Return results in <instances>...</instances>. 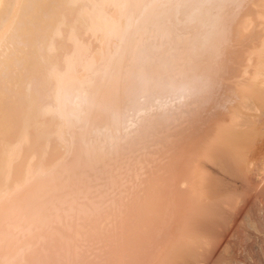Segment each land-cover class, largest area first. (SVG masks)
I'll list each match as a JSON object with an SVG mask.
<instances>
[{
	"label": "bare ground",
	"instance_id": "6f19581e",
	"mask_svg": "<svg viewBox=\"0 0 264 264\" xmlns=\"http://www.w3.org/2000/svg\"><path fill=\"white\" fill-rule=\"evenodd\" d=\"M113 99L116 100L114 105L111 104ZM102 114L104 118H101ZM138 136L140 142L138 138L135 144ZM42 144L45 145L43 148L49 145V148L46 147L48 153L44 149L42 151L51 156L55 149L60 148L56 150L59 156L56 151L53 153L55 157L52 156L56 162L50 159V155L47 158L45 152L40 153L39 146L42 147ZM79 144L85 148H82V155ZM126 144L135 146L136 150L138 147L137 152L141 155L143 151V155L139 156L136 152L130 158L131 152L126 153L128 145L124 148ZM84 150L99 167L95 171L92 166H95L94 162L88 159L89 163L84 161L85 165L91 163L89 166L93 169L86 167L93 172H87L84 163L83 167L80 165L88 173L85 172L87 176L84 179L90 182L99 173L101 176L103 169L105 173L113 170L115 175L112 172L111 179H116L117 170L120 169L114 167L122 159L123 163L117 168L123 164V169L125 166L127 169L128 164H125L134 161L132 159L143 162L136 160L140 169L135 166V161L132 163L137 172L130 162L129 169H124L133 174L134 179L131 176V181L127 178L130 183L133 181L132 186L125 182V178L122 188L119 186L115 189L116 181L122 182L121 179L129 177L128 174L124 176L127 172L122 170L120 172L125 174H122L124 177L117 176V179L121 177L120 180L112 179L109 182L110 178L106 177L108 172L102 175L103 179L107 178L106 183L102 176L97 178L102 182H97L95 178L94 182L100 184L97 186L93 182L94 188L99 189L95 190L91 183V193L92 188L95 194L102 191L101 183L102 186L108 184L105 190L111 186L110 192L114 188L115 193L103 190L100 193L103 195L106 192V195L98 192L101 197L97 194L95 197L92 193L94 200L88 197L90 190L89 193L86 191L89 189L87 182L81 186L84 181L81 183L77 180L79 178H74L78 172L84 173L78 164L81 158L89 157L83 156ZM121 152L127 157L121 156L120 161L118 156ZM136 154L142 158H137ZM42 155L49 160H44ZM77 157L80 159L76 162ZM128 157L131 160L126 161ZM16 162L17 168L14 165ZM51 162L55 163L48 166ZM63 162L70 163L69 166L77 165L75 168L78 170L72 172L68 166V172H65L67 165ZM107 162L112 170L105 168ZM59 163H63L64 167L59 168ZM74 167H71L73 171ZM69 171L75 175H67ZM91 173L96 176L91 177ZM82 175L80 179H83ZM56 176L62 180L59 185L64 183L65 186L68 184L63 182L64 178L68 180L71 179L68 176H71L75 179L67 186L69 190L74 187V192L71 190L69 193H77L76 186L79 185L78 193L72 194L75 200L70 199L72 195L68 192L65 193L70 197L65 196L64 191H68L66 187L64 191L61 190L65 194H60L63 199L68 197L72 200L68 202V199L63 200L60 196V200H63L61 203L67 202L66 207L59 205L61 210L63 207L66 208L64 211L68 210L69 203L76 201L77 204L87 202L88 206L89 199L103 201L101 206L112 202L110 205L116 208L119 203L117 199L124 195L117 192L119 188H132V191L126 190V197L121 198L130 209L123 211L127 213L124 215L121 210L125 206L120 201L118 205L122 203L124 207L118 208L121 212L114 209V213L107 215L110 205L103 209L91 201L88 208H91V204L92 208L83 210H89V213L93 211L90 214L94 217V213L100 215V207V211L103 210L101 225L99 221L96 224L91 215L88 224L82 221L87 226L80 224L85 215L89 217L88 212L82 211L84 205H79L85 214L82 217L83 213L78 210L81 218L75 213L77 204H74L75 210L71 208L74 205L68 207V211L71 208V215L63 211L68 214L65 219L60 208L54 210L60 211V216L56 214L54 218L51 216L54 211L51 210L56 206L51 209L46 202L50 191L53 198H49L55 197L57 201L59 198L56 194L62 193L57 188ZM53 177L56 183L51 181ZM47 182L48 186L57 184V193L52 189L55 185L50 186L47 193ZM125 183L128 185L126 188ZM134 184L139 185L140 189L137 188L140 191L134 190ZM80 186L82 190L86 187V190L81 192ZM43 187L48 196L46 199L45 194V197L39 195L40 191L41 194L45 192L41 190ZM85 191L88 199L84 197ZM130 191L132 194L136 192V195L133 194L134 203V199L129 202ZM109 193L115 195L113 201L107 197ZM78 194L83 200L86 199L76 200ZM117 194L121 195L117 197ZM108 198L111 201L107 202ZM39 199L46 203L41 205L42 208L51 209L48 210L51 215L47 213L49 217L39 216L40 221L35 215L42 212L36 205H39ZM36 200H39L38 203ZM32 201H35V207ZM30 202L34 212L38 208L32 216L29 213V209L33 208ZM22 205L26 209L30 207L27 209L29 211L26 210L28 213L24 212ZM95 205L98 208H94ZM95 209L97 212H94ZM21 211L25 213L23 219ZM46 211L42 213L43 216H46ZM27 214L36 218L30 219ZM118 214L123 217L118 218ZM17 216L21 217L20 220ZM56 216L59 217V225L61 221H72L74 225L76 222L73 219L77 220V216L80 218V222H77L79 228L87 230L81 233L77 224L74 225L75 231L80 232L76 235L79 241H74L79 244L71 243L76 236L69 235L67 238L65 234L75 232L68 229L69 222L64 223L66 226L62 224L69 231L64 227L60 230L61 227L54 223ZM27 217L30 221L24 222ZM34 222L44 224L36 226ZM105 222V227L111 223V228L107 227L109 232L102 225ZM72 226L69 227L72 229ZM57 229L61 233L64 231L63 237L70 238V247L71 244L74 247L81 244L80 237L86 238L82 234L90 237L88 241L83 239L88 247L86 244L75 247L77 250L81 247V251L72 248V263H76L74 261L78 257L77 264L85 261L83 258V261H79L80 257L83 254L86 257V247L91 250L93 246L89 244L94 245L95 235L98 246L106 247L103 241L106 244L109 240H105L108 233L113 239L112 244H116L112 245L111 239L108 241L111 245L107 243L110 245L107 247L112 249L109 252L114 253V259L105 248L102 252L107 250L103 254L109 257L108 262L106 257V262L99 259L103 254L95 242L89 255L93 258L96 249L99 250V256L96 253L99 258H85L87 261L91 259L88 261L90 264H100L101 261V264H129L124 254L129 255V251L124 250L123 253L120 249L128 247L127 250H130L132 244L130 247L134 250V245L140 242L142 244L137 245L141 250L138 249L139 252L143 256L148 251V256L144 261L140 259L139 264H248V261L258 262L260 256L264 260V238H260V235L264 237V0H0V264L25 263L27 258L28 264L31 261L34 264L36 259L32 260L31 257L35 256H41L42 262H46L43 261L44 257L48 259L46 255L50 258L57 252H63L56 247V251L53 249L58 238L55 236L53 241L51 238L54 236L50 235L52 232L53 235L58 234L55 232ZM88 231L95 235L90 236ZM61 233L60 239L64 240ZM91 238L94 239L93 243ZM60 239L56 244H60ZM48 240L50 243L43 245ZM65 240L64 243L69 242ZM36 243L41 244L38 245L40 250L48 244L52 250L47 247L44 254V249L38 252ZM118 243L122 246H118ZM143 243H147L145 246L149 249L144 247L146 250L143 251ZM51 245H54L53 248ZM69 248L66 252L72 254ZM49 252L51 256L47 254ZM66 252L61 254L66 255L65 261L60 257L63 263L70 261L67 258L72 256L68 253L67 257ZM135 252L128 257L135 256ZM141 254L135 256L138 258L134 262H138ZM237 254H243V258H237ZM121 256L127 258L123 260L126 263H123ZM41 257H36L40 264Z\"/></svg>",
	"mask_w": 264,
	"mask_h": 264
},
{
	"label": "rangeland",
	"instance_id": "374dc122",
	"mask_svg": "<svg viewBox=\"0 0 264 264\" xmlns=\"http://www.w3.org/2000/svg\"><path fill=\"white\" fill-rule=\"evenodd\" d=\"M91 48L93 49V47H91ZM178 52H179V51H177V53H178ZM134 97H135V96H134ZM113 100H115V99H113ZM113 100L111 101V104L116 103V100H115V102H114ZM113 105H114V104H113ZM108 106H109V105H108ZM108 106L105 108V110L108 108ZM103 109H104V108H103ZM105 110H104V111H105ZM101 112H102V111H101ZM102 113H104V112H102ZM106 113H107V112H106ZM103 116H104V114H102V117H101V118H104ZM101 121H102V119H101ZM142 131H143V129H142ZM140 134H141V132H140ZM140 134H139V135H140ZM142 135H143V133H142ZM142 135H141V137H142ZM138 138H139L138 141L140 142V136H138V137L136 138V140H134V142H136ZM142 139H143V138H141V142H142ZM138 141H137L135 144H137ZM50 142H51V141H50ZM134 142H132V144H134ZM47 143H48V142H47ZM142 143H143V142H142ZM142 143H140V146L143 148V146H142L143 144H142ZM51 144H55V143L52 142ZM51 144H50V147H51ZM135 144H134V145H135ZM141 144H142V145H141ZM45 145H46V143H45ZM45 145L42 144V147L39 146V148H41V149H39L40 153L42 152V153L44 154L45 151L48 153L47 150H49V149H47L46 147H48L49 145L43 148V146H45ZM80 145H81V144H79V147H80ZM123 145H124V144H123ZM127 145H128V146H127ZM55 146H56V145H54V147L52 146L53 149H55ZM126 146H127V148L130 149V150H129V149L126 150V151H127L126 153H128V151H130V152H131V153L129 152V153L131 154L130 158L133 157V156H132V153L135 154V153L137 152V150H138V147H137V150L134 148V147L137 146V145H135V146L133 147L131 144H126V145L124 146V148H125ZM79 147H78V148H79ZM48 148H49V147H48ZM80 148H81V147H80ZM82 148L85 149V148L83 147V145H82ZM82 148H81V150H82ZM124 148H121V150L124 149ZM42 149H44L45 151H42ZM50 149H51V148H50ZM53 149H52V152H53ZM59 149H60V148L55 149V151H56V150H59ZM125 149H126V148H125ZM125 149H124V150H125ZM79 150H80V149H79ZM121 150H120V151H121ZM50 151H51V150H50ZM50 151H49V152H50ZM55 151H54V152H55ZM77 151H78V149H77ZM77 151H76V152H77ZM120 151H119V152H120ZM139 151H140V150H139ZM46 152H45V154H44L46 157L50 155L49 157H51L50 159H51L52 161H55V160H56V159L53 160L54 158H52V156L55 157L54 154H53L54 152L52 153V156H51L50 153H49V155H47ZM60 152H61V151H60ZM84 152H85L84 154H86V150H84ZM142 152H143V151H142ZM142 152H141V155L139 154L140 152H139V153L137 152V153L139 154V156H142V155H143ZM42 153H41V154H42ZM56 153H57V155L59 156V151H58V152L56 151ZM74 153H75V152H74ZM74 153H73V154H74ZM79 153L82 155L83 150H82V151H79ZM79 153H78V154H79ZM89 153H90V152H89ZM122 153H123V152H121L120 155L118 156V157H120V158H119L120 161H121V156H123ZM124 153H125V152H124ZM73 154H72V157H73V159H74V157L77 156V153H75V156H73ZM84 154H83V156H89V157L86 158V157H83V156H79V155H78L80 158H81V157H83V158H81V160H79L80 158L77 157L78 159L76 160V162L79 160V161H78V164H79V167H80L81 171H84V168H82V167H83L82 164L84 163V165H85V162H84V161H87V159H88V161L90 160V159H89V158H90V154H86V155H84ZM44 155H42L43 159H44ZM57 155H56V156H57ZM116 155H117V154H116ZM127 155L129 156V154H127ZM136 155H137V154H136ZM136 155H135V158L138 156V155H137V156H136ZM62 156H63V155H62ZM62 156H60V157L62 158ZM64 156H65V155H64ZM64 156H63V157H64ZM67 156H69V155H67ZM67 156H66V159H67ZM125 156H126V155H125ZM125 156H123V158H124ZM139 156H138L137 158H142V157H139ZM60 157H59V158L57 157V158L60 159ZM69 157H70V156H69ZM72 157H70V158L72 159ZM118 157H116V158H118ZM126 157H127V156H126ZM126 157H125V158H126ZM47 158H48V157H47ZM47 158H45V159H47ZM64 158H65V157H64ZM64 158H63V159H64ZM70 158H68V161L70 160ZM45 159H44V160H45ZM66 159H64V161H65ZM83 159H84V160H83ZM127 159H128V160H126V159H125V160H126V161L131 160V159H129V157H128ZM25 160H26V159H25ZM25 160H24V161H25ZM44 160H42L43 163H44ZM48 160H49V159H47L46 161H48ZM82 160H83V162H82ZM117 160H118V159H117ZM123 160H124V159H122V161H121L120 163H117L116 160H115V161H116V163H117L119 166H121L120 164L123 163ZM132 160H134V161L136 162L135 166L137 167V165H138L137 161L139 162V160H141V159H139V160H137V159H132ZM136 160H137V161H136ZM58 161H59V162H62L63 160H62V161L58 160ZM58 161H57V164H58ZM66 161H67V160H66ZM70 161H71V160H70ZM88 161L86 162V164L89 163V162H94L93 160H92V161L90 160L89 162H88ZM113 161H114V160H113ZM115 161H114V162H115ZM134 161H132V162L129 161V162H130V164L132 165V163H133V164L135 163ZM141 161H142V160H141ZM55 162H56V161H55ZM55 162H51V164H48V166H49V165H53ZM73 162H75V161H73ZM76 162H75V163H76ZM79 162H81V164H80ZM129 162H127V163L124 162V163H126L125 165L128 164V166L130 167ZM142 162H143V161H142ZM142 162H141V163H142ZM48 163H49V162H48ZM52 163H53V164H52ZM63 163H64V162H63ZM63 163H59V165H60L59 168H60L61 166L64 167V166H63ZM116 163H114V164L116 165ZM139 163H140V162H139ZM16 164H17V162L14 164V165L16 166V168H17L18 165H16ZM44 164H46V163H44ZM64 164L67 165V168L65 169V172H68L69 167H70L69 170H71L72 172H76V171L78 170V168H77V170H76V168H75L77 165H76L75 167L73 166V164H72V166H69L70 163H68V162H66V163H64ZM90 164H91V163H90ZM90 164H88V166H89ZM94 164H95V162H94ZM96 164H97V163H96ZM96 164H95V166L91 164V165L95 168V169H94L95 171H97V167H98V166H96ZM103 164H104V163H103ZM111 164H112V163H111ZM114 164H113L112 166H115ZM55 165H56V164H55ZM66 165H65V167H66ZM74 165H75V164H74ZM80 165H81L82 167H81ZM106 165H108L109 167H108V166L106 167ZM106 165H105V168H108V170H112L111 167H110V163L108 164V162H107ZM118 165H116V166L114 167V168H116V170H117V169H120V171L122 170V172H127V171H125V170H128V169H129L128 166H127V169H126V166L124 165V166H125V168H124L125 170H124V169H123V164H122V167H121L122 169H121L120 167L117 168ZM68 166H69V167H68ZM86 166H87V165H85L84 167H85V169L87 170V167H88V166H87V167H86ZM101 166L104 167V165H101ZM132 166H134V165H132ZM135 166H134V167H135ZM138 166H139V165H138ZM71 167H74V171H73V168L71 169ZM103 167H102V169H103ZM136 167L134 168V169H136V171L132 168L135 172H137L138 169L141 168V166H140V168L137 167L138 169H137ZM89 168H90V169H93V168L90 167V166H89ZM89 168H88V169H89ZM98 168H99V167H98ZM100 168H101V167H100ZM62 169L64 170V168H62ZM62 169H60V171H61V172H64V171H62ZM90 169L87 170V172H88V171H90V172H93V171H94V170L92 171V170H90ZM86 170L84 171V173H83V172H82V173H81V172H78L77 175H75L74 173H72V172H70V171H69L70 174L67 173V175H73V176L75 175L76 177L74 176V178H79V179H77V180H79L81 183L84 181V183H82V185L79 183L81 186H85V185H84L85 182L88 183V184L86 183V186L88 185L87 187H88L89 189L86 190V187H84V189L82 190L83 187L80 186V188H81V190H82L81 192H83L84 190H86V191L88 192V191L90 190L91 183H93L97 178H99V176H100V173H99V172H100L101 169L98 170V171H99V172H98V173H99V176H98L97 178L94 177V181L92 180L93 178L90 179L92 182H90L89 179H87V178L84 179V178L87 176V175L85 174ZM103 170H105V169H103ZM103 170H101V174H102L103 172L105 173V171H103ZM114 170H115V169H114ZM116 170H115V171H116ZM123 170H124V171H123ZM133 170H130V171H133ZM106 171H107V169H106ZM120 171L117 170L118 174H119ZM134 171H133V173H134ZM87 172H86V173H87ZM107 172H108V174H107ZM107 172L105 173V174L108 175V176H106V177L110 178V179H108V181H109V180H112L113 178L111 179V177H112V176H111V173L113 172V170H112L111 173H109V171H107ZM117 172H116V173H117ZM122 172H120L119 175L117 174V176H120V175H122V174H125V173H122ZM71 173H72V174H71ZM79 173L85 175V176H83V175L81 176V177H83V179H80V175H81V174H79ZM94 173H96V172H94ZM104 173H103V174H104ZM113 173H114V175H115V172H113ZM129 173H130V172L128 171V172L124 175V176H126V175L128 174L129 177H128V176L124 177V176L122 175V177H124V179H121V177H118L119 179H117V176H116V179H115V178L113 179V180H115V181H116V180H120V179L122 180V182H121V181H116V182H118V184H117L118 186L116 185V186H115V189L118 188L119 186L121 187V185H123V183H124L123 180H125V178H126L125 182H127V184H129L130 186H132L131 183H133V181H132L131 183H130L129 181H127V178H128V180H130V181L132 180V179H130V178L133 176V174H132V172H131V174H129ZM58 174H59V173H58ZM78 174H79V175H78ZM87 174H88V173H87ZM92 174H93V173H91V177L94 176V175L96 176V174H94V175H92ZM103 174H102V175H103ZM105 174H104V175H105ZM109 174H110V176H109ZM65 175H66V173H65ZM102 175H101V176H102ZM131 175H132V176H131ZM77 176H79V177H77ZM101 176H100V177H101ZM130 176H131V177H130ZM64 177H65V176H64ZM66 177H67V176H66ZM68 177H70L72 180L69 179V178H68V180H66L67 178H66V179L64 178L65 180L63 179V182H66V183L68 184L67 186H69V184H71L70 182H73V179H74V178L71 177V176H68ZM89 177H90V175H89ZM106 177H104V178H106ZM53 178H54V177H53ZM95 178H96V179H95ZM132 178L134 179V177H132ZM54 179H55V178H54ZM54 179H53V180L51 179V181H52L53 183H54V182L56 183V179H58V176H56V179H55V180H54ZM58 180H59V179H58ZM58 180H57V182H58L57 184H58L59 187L57 186V184H53V183H52L53 185L50 184L51 188H52V186L55 185L52 189H53V191L55 190L56 193H57V188H59L60 191H61V190L64 191V190L67 188L68 191L65 190L64 193H65V192H68V193H69V192H71L72 189L74 190V187H70L71 189L69 190V187L65 186V184L62 183V182H61L62 184H61V183H60V184H61L62 186H63V184H64V186L60 188L61 185H59V182L62 181V180H61V179H60L59 181H58ZM70 180H71V181H70ZM85 180H87V181H85ZM100 180H101V179H100ZM100 180L97 179V182H99ZM102 180H104L103 182H105V183L108 182V181H107V178H106V179H103V176H102ZM102 180H101V182H102ZM105 180H106V181H105ZM51 181L49 180V182H51ZM67 181H68V182H67ZM74 181H75V179H74ZM79 181H78V182H79ZM35 182H36V181H34V182H32V183H35ZM78 182H77V184H76V182H75V185H78ZM109 182H110V181H109ZM111 182H113V181H111ZM119 182H120V185H119ZM32 183H31V184H32ZM47 183H48V182H47ZM89 183H90V185H89ZM94 183H96V182H94ZM94 183L92 184L93 188H94ZM105 183H104V184H105ZM113 183H114V182H113ZM96 184H97V186H99L100 183H99V184L96 183ZM96 184H95V186H96ZM102 184H103V183H101V185H100V189L103 191V190H105V189H104L105 185H108V184H105L104 186H102ZM110 184H112V183H110ZM110 184H109V186H110ZM115 184H116V183H115ZM127 184L125 183V185H124L125 188H126V186H128ZM34 185H35V184H34ZM48 185H49V183L46 185L45 188H46V191H47V189H48L47 193L49 194V187H50V186H48ZM73 185H74V184H72L71 186H73ZM75 185H74V186H75ZM31 186H33V185H31ZM31 186H30V187H31ZM56 186H57V188H56ZM97 186H96V187H97ZM101 186H102L103 189L101 188ZM138 186H139V185H138ZM138 186H136V185L134 184V185H133V188H134V187L137 188ZM47 187H48V188H47ZM64 187H66V188L64 189ZM76 187L79 188V185L76 186ZM110 187H111V186H110ZM110 187L108 188V186H107L106 189L108 188V190H105V191H106V192H110V191H112V190L109 191V189H111ZM124 187H123V188H124ZM32 188H34V187H31V189H32ZM51 188H50V190H52ZM62 188H63V189H62ZM78 188H76V189H77V193H78V191H79ZM93 188H92V190H93L92 193L95 194L94 192H96V191H94V189H95V190H96V189L98 190L99 187H98V188H94V189H93ZM121 188H122V187H121ZM121 188H119L117 192H119V193H121V194L123 193L124 195H121V194H120V195H121L120 199H119V198L117 199V200H119V201H118V202H119L118 204H120V201L123 202L124 199L122 200L121 198H122V196H125V195H126V194H125V193H126V190H127L128 192H129V190L132 191V188H131V187H129V188H131V189H128V188H126V189H121ZM136 188L134 189L135 191H136V190L140 191V190H139V189H140L139 187H138L139 189H138V188L136 189ZM120 189H121V190H124L125 192H123V191L120 192V191H121ZM41 190H44V191H45L44 187H43V189H41ZM59 190H58V191H59ZM73 190H72V191H73ZM46 191L43 192L42 194H41L42 191H40V194H39V195L42 196L43 194L46 193ZM86 191H85V192H86ZM102 191H100V192H102ZM131 191H130V193H131ZM138 191H137V193H138ZM50 192H51V193L49 194V197H50L51 194L53 193L52 191H50ZM61 192H62V191H61ZM73 192H74V191H73ZM81 192H79V193H80L81 196H83V195H82L83 193H81ZM87 192H86V194H84V197H86L87 194L90 192V194L88 195V197L90 198V196H91V194H92V193H91V190H90L88 193H87ZM98 192H99V191H97V193H96L97 196L100 195V194L102 195V193L99 192L100 194H98ZM106 192H104V193H106ZM117 192H116V193H117ZM64 193H63V192H62V193L59 192L58 194H56V195H57L56 197L59 198V197L61 196L60 194H63V195L66 194L65 196H68V193H65V194H64ZM75 193H76V191H75ZM75 193H69V194L72 195V194H75ZM77 193H76V194H77ZM104 193H103V195H104ZM110 193H111V194H112V193H113V194L115 193L114 188H113V192H110ZM110 193H109L108 195H110ZM135 193H136V192H133V194H135ZM139 193H140V192H139ZM76 194H75V195H76ZM96 194L94 195L95 197H96ZM131 194H132V193H131ZM131 194H129V195H131ZM133 194H132V195H133ZM39 195H38V197H39ZM45 195H46V197H45L44 195H43V197H45V199H46L48 196H47V194H45ZM54 195H55V193H54ZM63 195H62V196H63ZM75 195H74V196H75ZM103 195H102V196H103ZM105 195H106V194H105ZM105 195H104V196H105ZM108 195H107V197H110V198L112 199V201H113V198H115V195H113L114 197H113L112 195H110V196H108ZM120 195L117 194V197L120 196ZM132 195H131V196H132ZM135 195H136V194H135ZM138 195H139V194H137V196H138ZM62 196H61V198L63 199ZM65 196H64V197H65ZM74 196L72 195L71 197H70V196H68V197H70V199H72ZM81 196H79V194H78V197H79V198H78V197H75L76 200H79L80 198H82ZM94 196H93V197L91 196V197L95 200V197H94ZM131 196H129V197H130V200H131V201H129V202L131 203V202H132V199H134V200H133V203H134V201H135V197H134V195H133V198H132ZM137 196H136V197H137ZM49 197L47 198V200L49 199L48 202L50 203V202H52V200H54V201H53L54 204H53V203H52V204H51V203L49 204L48 202H46V203L49 205L48 207H51V209H52V207H55V206H56V209L53 208V210H51V209H48V208H47V209H46V208H45V209L42 208L41 205L46 204V203H42L45 199L43 198L44 200L41 202L42 199L39 197L41 200L39 199L40 201H39V200H36V201H37V203H38V201H39V205H40V206H39L38 204L34 203L35 201H34V202L32 201L33 205L36 204V205L39 207V209H40V208L42 209L41 215H39V214H35L36 216L38 215V217H39V216H40V217L42 216V217H46V218H47V217H49V216H47L48 210H51V211L57 210V211H58L59 208H60L59 205H61V207L65 205V207H66V204H67L66 201H65V202H62V203H61V201L65 200V199H66V200H67V199L69 200L68 197H67V198L65 197L63 200H60V198H59L58 201H57V198L55 199V197H54V199H51V198H53V195L51 196V198H49ZM98 197H101V196H98ZM117 197H116V198H117ZM125 197H126V196H125ZM138 197H139V196H138ZM138 197L136 198V200L138 199ZM77 198H78V199H77ZM86 198H87V197H86ZM86 198H84V200H85ZM35 199H36V198H35ZM35 199H34V200H35ZM37 199H38V198H37ZM87 199H88V198H87ZM93 199H92V200H93ZM105 199H106V197H105ZM105 199H104V201H106ZM108 199H109V198H108ZM111 199L107 200V202H108V201H111ZM47 200H45V201H47ZM68 200H67V201H68ZM72 200H75V199L73 198ZM72 200H71V201H72ZM82 200H83V198H82ZM84 200H83V201H84ZM92 200L89 199L88 203H89V202L91 203ZM96 200H97V199H96ZM45 201H44V202H45ZM55 201H57L58 203H56ZM71 201L69 200L68 202H71ZM80 201H81V200H80ZM97 201H99V200H97ZM114 201H116V200L114 199ZM85 202H86V201H85ZM92 202H95V204L98 203V205L101 206V204H102L103 201H100L101 203H100V202H96V201H92ZM30 203H31V202H30ZM32 203H31L30 205L33 207ZM40 203H42V204H40ZM55 203H56V205H55ZM59 203H61V204H59ZM83 203H84V202H81L80 204H79V203L77 204V201H76V203L74 202L73 204H72V203H69V206H68V207H71V206H73L74 204H77V205H78V206H77L78 209L75 207L76 205H74V206L71 207V208H72V209L76 208V210L74 209L75 211H77V212H75V213H76V214L78 213L77 215H79V214H80L79 211H80L81 214H82L83 212H86V210H83V209H91V208H92V204H91V208H88V206H90V203L88 204V206H87V204H86L87 202L84 203V204H83ZM99 203H100V204H99ZM110 203H112V202H110ZM110 203H107V204L110 205ZM63 204H64V205H63ZM70 204H71V205H70ZM107 204H105V205L103 204V205L106 206ZM118 204H117V205H118ZM123 204H124V202H123ZM23 205H26V204H23ZM23 205L21 206V208H23ZM36 205H34V207H35ZM51 205H53V206H51ZM57 205H58V208H57ZM79 205H80V207L84 205L83 207H81L83 212L81 211V208L79 207ZM85 205L87 206V208H84ZM96 205H97V204H96ZM96 205L93 206V207L95 208ZM117 205H116V208H114L113 205H112V206L110 205V206H111V207H110L111 209H109V207H108V209H107V211H108L107 215H108L109 213H110V214L114 213V211H115L114 209H117L116 211H118V213H119V211H120L121 209L118 210V208H120V207L122 208L123 206H125V204L122 206V203H121L120 206H119V205L117 206ZM45 206H46V205H45ZM104 206H101V207L103 208ZM24 207H25V208H23L24 212H25L27 209L30 208V207H29V208L27 207V209H26V206H24ZM34 207H33L32 209H29L31 212H30L29 210H27V211H29V213H31V216H32V214H34V213L36 212V210L38 209V208L36 207V208H35V212H34V210H33ZM46 207H47V206H46ZM68 207H67V209L69 210ZM112 207H113V209H112ZM71 208H70V211H68V210L64 211L66 208L64 209V207H63V208H62L63 210H61V208H60V211H62L61 213H63V211H64V213H65V212L67 213V211H68V214L71 215V213H69V212H72V211H71ZM79 208H80V209H79ZM94 208H93V209H94ZM96 208H98V206H97ZM102 208H101V209H102ZM104 208H105V207H104ZM104 208H103V209H104ZM123 208H124V207H123ZM93 209H92V210H93ZM98 209H99L98 211L100 212V215H101V213L103 212V210L100 211V207H99ZM125 209H126V210H125ZM125 209H124V210L122 209L121 211H122V212H123V211H127V209H130V208H129V206H125ZM32 210H33V211H32ZM43 210H44V211L47 210L46 213H45L46 216H43V214H42V213H44ZM78 210H79V211H78ZM110 210H111V212H110ZM113 210H114V211H113ZM27 211H26V213H28ZM37 211H38V210H37ZM60 211H59V212H60ZM90 211H91V210H90ZM95 211H96V209L94 210V212H95ZM121 211H120V212H121ZM21 212H23V211H21ZM21 212H19V213H21ZM24 212L22 213V214H23L22 219L25 218V217H24V214H25ZM32 212H33V213H32ZM59 212H55V211H54V212L52 213V215H51V213H50V211H49L48 215H51L52 217L55 218V215H56V214H58L57 216H60V215H59ZM87 212H88V214H89V215H88L89 217H87V215H85V214L83 213V214H82V217H83V215H85V216H84V218H82L80 224H83L82 221H83V222L86 221V223L88 224L87 220H88V219H91L90 217L92 216L91 214H93V213H92L93 211L90 212L91 214L89 213V210H88ZM87 212H86V213H87ZM96 212H97V211H96ZM99 212H98V213H99ZM19 213H18V214H19ZM37 213H38V212H37ZM64 213H63V214H64ZM105 213H106V210H104V214H105ZM123 213H124V215L127 214V213H125V212H123ZM22 214H21V215H22ZM45 214H44V215H45ZM53 214H54V215H53ZM63 214H62V216H63L64 219H65V217H67L68 214H64L65 216H64ZM19 215H20V214H19ZM21 215H20V216H21ZM28 215H29V218H30V219H34V218H36V216H35L34 218H33V217L31 218V217H30V214H27V216H28ZM70 215H69V216H70ZM74 215H75V214H74ZM74 215H73V216H74ZM90 215H91V216H90ZM94 215H95V216H94L95 218L92 216V217H93L92 220L95 219V220H96V224L99 223V224L101 225L100 222H103V221H102L103 219H100V217H102V216H100L99 214H98V216H96V215H97L96 213H94ZM102 215H103V214H102ZM105 215H106V214H105ZM116 215H117V212H116ZM25 216H26V215H25ZM57 216H56V217H57ZM62 216H61V217H62ZM69 216H68V217H69ZM75 216H76V215H75ZM75 216H74V217H75ZM79 216H80V218H81V215H79ZM119 216H120V217H119ZM17 217H18V216H17ZM38 217H37V219H38V221H40V219H41L42 217H41V218H40V217L38 218ZM96 217H97V218L99 217L98 220L96 219ZM117 217H118V218H122L123 216H121L120 214H118ZM124 217H126V216H124ZM20 218H21V217H18V220H20ZM29 218H28V217L26 218V219H28L27 221H25L26 219H24V222H28V221H30ZM58 218H59V217H57V218L55 219L56 222H55V220H54V223L57 224V219H58ZM75 218H76V217H75ZM80 218H78V216H77V220L75 219V221H74V219H73V218H72V219H73V222H74V223L76 222L75 224H77L76 226H77L78 231H80L81 233H83V232L86 233L87 228H85V230H84V228H83L84 231H83L82 229L79 228V225H80V224L77 223V222H80V221H78V219H80ZM37 219H35L34 221H36ZM60 219H62V218H60ZM64 219H63V220H64ZM66 219H67V218H66ZM43 220H44V219H42L41 221H43ZM58 220H59V219H58ZM67 220H68V219H67ZM67 220H66V221H67ZM120 220H121V219H120ZM14 221H16V220L14 219ZM45 221H46V219H45ZM45 221H44V222H45ZM59 221H60V220H59ZM59 221H58V222H59ZM97 221H99V222L97 223ZM104 221H106V220H104ZM36 222H37V221H36ZM36 222H34V224H36ZM44 222H42V223L44 224ZM68 222L71 223L72 221H67V222H64V221L62 222V221H61V224H60V225L57 224V225H59V226L61 227V228H60V227L58 226V227L60 228V230H61L62 227L66 226V224H64V223H68ZM42 223H41V222H40V223H37L36 226H38V225L41 226L40 224H42ZM45 223H46V222H45ZM59 223H60V222H59ZM69 223H68V225H67L68 229H70L71 232H72V231H75V229H76V227L74 226L75 224H74V225H73V223L70 224L71 226L73 225L72 227L74 228V229H73V228L71 229V227H69V226H70ZM86 223H84L83 225H86ZM109 223H110V222H109ZM43 224H42V225H43ZM62 224H64V226H63ZM78 224H79V225H78ZM93 224H94V223H93ZM104 224H106V222L103 223L102 225H104ZM51 225H52V224H51ZM54 225H55V224H54ZM57 225H56V226H57ZM83 225H81L80 227H83ZM107 225H108V226H107L108 228H109V226H110V228H111V223H110V224L107 223ZM56 226H51V228L54 227V229H55V228H57ZM86 226H87V225H86ZM86 226H85V227H86ZM107 227H105V225H104V229L106 228L105 230H107V231L109 232V231H110V230H109L110 228L107 229ZM48 228H50V227H48ZM59 228H58V229H59ZM64 228H66V227H64ZM54 229H53V230H54ZM58 229L55 230V232L58 233V234L53 235V232H52V235H50V236H54V237H52L51 239H53V238L55 239V236H56V238L60 239V235H59V234H60L62 231H59ZM66 229H67V228H66ZM66 229H63V230H65V232H68L69 230L67 229V230H68V231H67ZM77 229H76V230H77ZM113 229H114V228H113ZM113 229H112V230H113ZM51 230H52V229H51ZM81 230H82V231H81ZM107 231H106V233H108ZM55 232H54V233H55ZM59 232H60V233H59ZM75 232H76V231H75ZM75 232H74L73 234H69V233H70V231H69L68 233H65V234L67 235V238H68L69 235L76 236L78 232H76V234H75ZM80 232H79V233H80ZM88 232H89V234H90V231H88ZM79 233H78V235H79ZM65 234H64V231H63V233H61V235H62L61 237L64 238L65 236L63 237V235H65ZM57 235H59V237H57ZM94 235H95V234H94ZM94 235H93V233H92V235L90 234V236H94ZM108 235H109V236H108ZM259 235H260V234H259ZM81 236H82V237H86L87 239H86V238H83V239L86 240V241H88V240L90 239V237H87L88 234H85V235L82 234ZM95 236H96V235H95ZM95 236L93 237V238L95 239V241H94V239H92V238H91L92 241L90 240L91 243H93V241H94V243H93L94 245H95L96 243L99 242V241H96V240H97V239H96L97 237H95ZM106 236H108V238L105 237V240H106V241H107V239H109V240L111 239L109 233H108ZM261 236H263V235H260V238L263 239L264 237H261ZM78 237H79V236H78ZM67 238L65 237L66 240H65V239H64V240H65L66 242L69 241L68 243H64V240H63V239H60L61 242H62V240H63V242H62V244H61V242H60L59 245L56 244V241H58V239H55L56 241L53 239V241H55V246L53 245V246H54V248H53V246L51 245V247H52L55 251L58 249L59 252H60V251L66 252L67 249L70 247V245H69V244H70V240H69L70 238H69V239H67ZM71 238L73 239L72 236H71ZM74 238H76V239H73V240H72L73 242L71 241V243H75L76 241H74V240L79 241V238H77V236L74 237ZM125 238H126V235H125ZM125 238H124V239H125ZM51 239H50V240H51ZM83 239L80 237V240H81L80 243H81V244H80L79 246L82 245V247H83V246L87 243V242L85 243V241H84ZM124 239H123V240H124ZM109 240H108V241H109ZM112 240H113V239H111V241H112ZM114 240H115V238H114ZM126 240H128V239H126ZM126 240H124V241H126ZM41 241H42V240H41ZM48 241H49V240H48ZM48 241H44L45 243H43V245H44V244L46 245L47 243H50V241H49V242H48ZM51 241H52V240H51ZM53 241H52V243H53ZM83 241H84V243L82 244ZM108 241L106 242V244H105V241H103V242H104L103 245H106V247H104V248L108 250V251L106 250L107 252H109V250L112 251V249H109L110 247H107V246L110 244V242H108ZM115 241H116V240H115ZM115 241H114V243H115ZM39 242H40V241H39ZM46 242H47V243H46ZM95 242H96V243H95ZM117 242H120V241H117ZM63 243H64V244H63ZM76 243L79 244V242H76ZM88 243H89V242H88ZM107 243H109V244L107 245ZM112 243H113V241L111 242V244H112ZM120 243L123 244V243H122V240H121ZM120 243H118V244H120ZM137 243H138V242H137ZM36 244H37L36 247L38 248V245H39L40 243H36ZM41 244H42V242H41ZM41 244H40V245H41ZM78 244H77V245H78ZM111 244H110V245H111ZM118 244H117V245H118ZM121 244L118 245V246H122ZM140 244H142V243L140 242ZM140 244L138 243L137 245L140 246ZM143 244H144V243H143ZM40 245H39V246H40ZM43 245L41 246V248L43 247ZM77 245H76V246H77ZM94 245L89 244L90 247L93 246L92 248H94ZM96 245L98 246L99 243L96 244ZM110 245H109V246H110ZM112 245H115V246H116V244H112ZM133 245H134V244H133ZM137 245H134V246H136L135 248H137ZM145 245L147 246V243L144 244V245H142L143 248L140 247V248L143 249V251H144V249H145L144 247H146ZM71 246H72V247H70V248H71V251H72L73 253H72V254L70 253V251H69L70 248H69V250H68L69 252H66V253H67V257H68L69 255H70V256L72 255V256L70 257V259L67 258L68 260L71 261V262H70V261H67L69 264H71L72 261H73V260L71 259V258L74 257V256H73V255H74V251H73V249H74V250H77V248H75L76 246L74 247L73 244H71ZM79 246H77V247H79ZM86 246L88 247L87 244H86ZM124 246H125V244H124ZM130 246H132V244H131ZM130 246H129V248H130V250H131L132 252H130V250H127V249H128L127 246H126L127 248H125V247H121L122 249H120V250H121V251L123 250V251H122L123 253H124V250H125V252H128V251H129L128 254H129V253L132 254V253L135 252V248H134V250H133ZM47 247H48L49 249H51V248L49 247V244H48V246H46V247L43 248L44 250L41 249V250H43V252H42L43 254H44V252L46 251L45 248H47ZM55 247H56L57 249H55ZM87 247H86V250H88V251H87L88 253L85 251V254L87 253V254L89 255V254H90V251L92 250V248H91V250H90V249L87 248ZM98 247H99V246H98ZM37 248H36V249H37ZM72 248H73V249H72ZM95 248H96V246H95ZM99 248L101 249V250H100L101 252H102V250L104 249L103 247H99ZM123 248H125V249H123ZM146 248L149 249L148 247H146ZM34 249H35V247H34ZM38 249H39V250H38ZM38 249H37V251H38V252H39V251L41 252L40 248H38ZM78 249H79V248H78ZM80 249H81V247H80ZM80 249H79V250H80ZM82 249H84V248H82ZM138 249H139V247L136 249V250H137V253L135 252V256H136L137 254H141V253L139 252L140 249H139V250H138ZM51 250H52V249H51ZM79 250H77V251H79ZM84 250H85V249H84ZM84 250H82V252H84ZM95 250H96V249H95ZM95 250H94V252H93V253H95V256H94V254H93V258H92L91 255L87 256V254H86V257H85V255L83 254L82 257H80L81 255H79V257L81 258V260H79V261H83V259H84L86 262H88V261L91 260V259H90V260L87 261V259L90 258V256H91L92 260L95 259V258L97 257V255L99 256V252H98L99 250H98V249H97L98 251H95ZM126 250H127V251H126ZM145 250H146V249H145ZM33 251H34V250H33ZM33 251H32L31 253H33ZM35 251H36V250H35ZM35 251H34V252H35ZM48 251H50V250H48ZM55 251H54V253H55ZM77 251H75V252H76V254H75L76 256H75V257H77V255H78ZM80 251H81V250H80ZM92 251H93V250H92ZM92 251H91V252H92ZM106 251L104 250V252H106ZM133 251H134V252H133ZM140 251H141V250H140ZM38 252H37V254H40V253H38ZM52 252H53V251H52ZM63 252H61V253H58V252L55 253L56 256H55V254L53 253V254H54V257H52L53 255H52V256L49 255V254H51V252L47 253L49 256H51V257H50L51 259H50L47 255H46V257H47L48 259H50V260L46 259V258L44 257L45 255H44V256H43V257H44L43 261L46 260V262H42V257H41V256H35V255H37L36 253H35V255H34L35 258H34V257H31V258H32V260H33V259H36V262H35L34 264H37V262L40 261V260H38V259H39L38 257H41V258H40V259H41V262H42L41 264H43V263H46V264H62L63 261H65L64 259H65V256H66V255H65V256H64V255H61ZM82 252H81V253H82ZM101 252H100V253H101ZM104 252H102V254H103ZM107 252H106V253H107ZM113 252H114V251H113ZM68 253H70V254L68 255ZM79 253H80V252H79ZM81 253H80V254H81ZM96 253H97V255H96ZM106 253H104V254H106ZM109 253H110V255H109L110 257L114 254V253L112 254L111 252H109ZM119 253H120V251H119ZM143 253H144V252H143ZM43 254H42V255H43ZM59 254H60L61 256H59V258H57ZM64 254H65V253H64ZM104 254L102 255L103 258H102V256H101V258H99V257H97V258H99V259H103V260H104L103 262H106L105 259H104L106 256H104ZM111 254H112V255H111ZM121 254H122V253H121ZM124 254H125L126 257L128 258V260H127V258H126V259H125L124 257L122 258V256H123ZM124 254H122V256H121L122 261H123V260H127V263H128V261H129V264L132 263V262H133V264H136V263L139 264V260H140V259L143 260L145 257L148 256V255H146V254H148V251H145V253H144L145 256L143 255L144 257L142 256V254H141L142 258H141V256H139L140 258L138 259V262H137V261L134 262V260H136V258H138V256H137V257H135V256H130V258L134 257V259L132 258V259L130 260V258L128 257L130 254H129V255H127V253H124ZM32 255H33V254H32ZM30 256H31V254H29V256H28L29 259H30ZM107 256H108V254H107ZM235 256H236L237 258H240V259L243 258V254H237V255H235ZM36 257H37L38 259H37ZM60 257H61V258L63 257V259H62L63 261L60 259ZM87 257H88V258H87ZM262 257H263V256H260L261 262L263 261L262 263L260 262V259L258 260V262L255 261V263L252 262V261H248L247 263H248V264H251V263H254V264H257V263H258V264H263V263H264V260H262ZM20 258H21V257H20ZM53 258H54V259H53ZM77 258H78V257H77ZM77 258H76V260L74 261V262H76V263H72V264H77V261H78ZM80 258H79V259H80ZM82 258H83V259H82ZM85 258H87V259H85ZM106 258H107V262H108L109 257H106ZM113 259H114V255H113ZM37 260H38V261H37ZM47 260H48L49 262H48ZM97 260H98V259H96L95 261H97ZM132 260H133V261H132ZM19 261H20V260H19ZM28 261H29V260H28V258H27L26 261H25V263L27 262L26 264H28V263H29ZM50 261H51V262H50ZM85 261H83V262L85 263ZM100 261H101V260H100ZM100 261H98V262H100ZM131 261H132V262H131ZM143 261H144V260H143ZM0 262L2 263V261H0ZM33 262H34V261H31L30 264H33ZM60 262H61V263H60ZM67 262H64L63 264H65V263L67 264ZM83 262H82V263L78 262V263H79V264H83ZM92 262H93V261H92ZM101 262H102V261H101ZM101 262H100V264H101ZM110 262H111V260H110ZM141 262H142V261H141ZM8 263H10V262H8ZM8 263H5V264H8ZM14 263H15V262H14ZM23 263H24L23 261L20 262V264H23ZM25 263H24V264H25ZM93 263H94V262H93ZM123 263H126V262L123 261ZM38 264H40V262H39ZM85 264H87V263H85ZM88 264H90V262H88ZM91 264H92V263H91ZM95 264H99V263L95 262ZM102 264H103V263H102ZM104 264H105V263H104ZM107 264H108V263H107ZM121 264H122V263H121Z\"/></svg>",
	"mask_w": 264,
	"mask_h": 264
}]
</instances>
